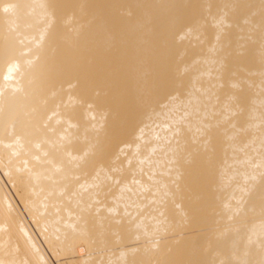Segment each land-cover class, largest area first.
<instances>
[{
	"label": "bare ground",
	"instance_id": "6f19581e",
	"mask_svg": "<svg viewBox=\"0 0 264 264\" xmlns=\"http://www.w3.org/2000/svg\"><path fill=\"white\" fill-rule=\"evenodd\" d=\"M0 264H264V0H0Z\"/></svg>",
	"mask_w": 264,
	"mask_h": 264
}]
</instances>
